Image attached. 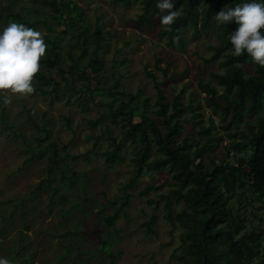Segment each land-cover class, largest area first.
Listing matches in <instances>:
<instances>
[{
  "label": "rangeland",
  "instance_id": "rangeland-1",
  "mask_svg": "<svg viewBox=\"0 0 264 264\" xmlns=\"http://www.w3.org/2000/svg\"><path fill=\"white\" fill-rule=\"evenodd\" d=\"M53 2L54 9L45 5L44 0H0V29L16 21L38 29L44 37L58 38L63 61L60 68L64 73L60 75L55 69H47L41 64L38 72L52 76L58 83L63 79L69 83L68 88L63 83L58 98L42 96L38 92H0V256L9 258L13 264H109L110 255L119 253L116 264H182L178 257L184 252L181 247L183 228L178 223L172 227L165 219L164 202L156 209L154 204L148 203L170 190L164 184L169 181L164 172L141 174L136 186L125 191L130 195L128 204L124 206L125 216H120L110 228H104L101 220L103 215L111 214L110 206L102 215L98 214V207L91 209L88 215L81 209H69L77 204L78 195L90 197L95 194L96 203L109 202L117 195H123V185L134 174L131 164L133 143L124 142L122 161L113 169L105 168L104 158L100 155L110 148V138L122 141V128L113 125L106 113L115 109L119 101L128 99L85 92L82 97L86 103L82 105L77 101L79 97L75 91L84 89L85 82L72 73L98 57L102 61L101 72L94 74V79L100 82L99 87L109 89L118 83L119 90L132 94L142 91L149 98L148 113L153 118L156 91L152 80L145 76V70L163 82L167 100L184 89L182 102L199 105L200 108V117L193 120H202V124L208 126L211 118L215 127L213 136H221L215 142L217 148L204 152L203 161L207 165L217 164L224 157L233 161L234 151L225 154L228 140L220 129V119L206 108V95L198 87L199 72L203 73L206 81L212 82L209 74L220 71L218 63L208 65L203 62L211 57L212 51L208 47L217 43L216 37L201 29L192 37V29L189 28L182 34L186 51L181 53L169 48L165 39H159V31L166 26L161 25L160 15L154 19V27L143 30L138 26L139 4L124 8L111 3V0ZM10 5L21 19L7 17ZM98 25L104 33L103 46L95 51L92 41L87 40V54L80 60V67H75L74 60L67 57L68 44L74 45L72 53L76 58L81 43L72 40L69 34L82 27L91 33ZM156 61H160V68L167 69L165 73L156 70ZM245 68L247 75L252 74L253 66ZM87 73L92 76L91 70L88 69ZM174 73L185 75L174 79ZM97 81H92V88L97 86ZM33 85L35 89L37 83L34 79ZM5 96H11V103L3 102ZM185 117L191 120L188 114ZM66 121H69V126ZM157 122L160 124L159 120ZM42 127L48 128L49 139L41 149L50 141L55 142L60 158H64L68 166L57 160L66 175L74 172L82 177L87 173L86 179L81 178L80 185L62 183L60 170L48 162L52 154L43 155L38 151L35 138L43 135ZM184 131L192 132L193 129L188 124L184 125ZM32 153H35L33 158ZM79 154L87 155L89 162L81 158L72 161L66 157ZM49 169L51 177L48 176ZM49 179L50 187L47 185ZM148 184L164 185L158 192L139 197L138 193ZM53 190L57 194L50 203L49 195ZM60 194L65 198L62 202L58 199ZM245 196L251 198L248 193ZM245 196L235 197L232 207L245 219V229L240 235L253 231L260 234L261 255L252 258V262L261 264L264 260V204L257 201L249 204L244 200ZM182 208L181 203L174 205V213ZM152 215L156 216L157 223L153 226L154 233L148 234L139 226L148 222Z\"/></svg>",
  "mask_w": 264,
  "mask_h": 264
},
{
  "label": "trees",
  "instance_id": "trees-1",
  "mask_svg": "<svg viewBox=\"0 0 264 264\" xmlns=\"http://www.w3.org/2000/svg\"><path fill=\"white\" fill-rule=\"evenodd\" d=\"M44 1L45 5L55 8L53 0ZM242 2L244 0H175L181 15L174 24L166 25L158 34L160 40L165 39L169 48L177 49L181 53L186 51L182 34L189 28L192 29V37L199 34L200 29L216 37L217 43L208 47L212 51L211 57L204 59L203 62L208 65L218 63L220 71L209 74L212 82L206 81L203 73L199 72L198 87L206 95L204 101L206 108L220 119V129L224 131V136L228 140L225 154L228 155L232 150L239 155H235L233 161L224 157L218 160L217 164L207 165L203 161V155L206 150L217 148L218 144L215 142L221 136H213L212 130L215 127L211 118L208 126L203 125L202 120H193L196 116L200 117V114L198 115L200 108L199 105L192 103L185 105L182 102L184 89L171 100H167L162 89L163 82H159L152 72L145 70V76L152 80L156 91L153 118L148 113L149 98L142 91L132 94L123 89L119 90L118 83L109 89L99 87L100 82L94 79V74L101 72L102 61L98 57L90 59L85 67H80V60L87 54L85 44L87 40L92 41L95 51L103 46L104 33L101 25L95 26L91 33L82 27L69 34L72 40L81 43L76 58L72 53L74 45L68 44L67 53V57L76 63L75 67H80V70L72 74H77V77L85 82L84 89L75 91L79 97L77 101H81L82 105L86 103L82 97L85 92L90 94L97 92L113 99H128L119 101L115 109H109L106 113L113 125H120L122 128V141L110 138V148L100 154L104 158L105 168L113 169L116 163L122 161L124 142L134 144L131 159L134 174L123 185L121 191H124V194L117 195L105 203H96L95 194L90 197L78 195L77 204L69 207L70 210L81 209L88 215L91 209L98 207L97 212L102 215L110 206L111 214L103 215L101 219L104 228H110L120 216H125L124 206L128 204L130 198L125 191L136 186L141 174L164 172L169 178L164 184L170 190L148 203L154 204L156 209L157 205L164 202L165 219L172 227L178 223L183 228L181 247L184 252L178 257V261L182 264H258L252 262V258H259L261 255L260 234L253 231L240 235L245 229V219L243 215L235 213L232 200L248 193L251 198L244 197L247 203L257 201L264 204V66L254 62L247 52L240 56L234 55L231 51L230 33L238 27L237 23L233 20L220 24L215 18V14L222 8ZM111 3L124 8L139 4L140 13L136 17V23L143 30L154 27V19L167 11H161L157 7V0H111ZM11 7V5L7 7V17L21 19ZM44 39L47 48L40 64L47 69H55L62 75L64 71L60 66L63 61L60 58L58 38ZM159 62L156 61V70L165 73L167 69L160 68ZM245 66H253L252 74L247 75ZM88 69L91 70L92 76L87 73ZM180 75L185 74L174 73L172 77L175 79ZM34 80L37 87L32 93L38 92L42 96L53 95L58 98L63 90V83L66 88L69 87L65 79L58 83L52 76H46L41 72L35 74ZM92 81H97L94 88ZM47 86L49 88H46ZM187 114L191 120L185 117ZM135 118L139 120L135 121ZM66 122L69 126V121ZM188 124L191 130L193 129L192 132L184 131V125ZM40 131L43 135L35 138L38 151H42L43 155L52 154L48 162L60 170L62 183L80 185L81 178L86 179L87 173H83L82 177L74 172L66 175L57 160L68 166L64 158H60L56 143L50 141L41 149V145L49 139L48 128L42 127ZM34 155L35 153H32L31 158ZM67 156L72 161L81 158L89 162L85 154ZM50 170L49 177L52 176ZM50 183L51 179L47 181L48 187ZM164 184L145 185L138 195L145 197L150 192H158ZM56 194L57 191L53 190L49 195L50 203ZM102 195L105 199V195ZM58 199L62 202L65 199L64 195L60 194ZM180 203L183 208L174 213V205ZM156 223V216L152 215L148 222L142 223L139 227L145 228L148 234H153V226ZM118 256L119 253L110 255L109 264H116ZM263 262L264 260L261 264Z\"/></svg>",
  "mask_w": 264,
  "mask_h": 264
},
{
  "label": "clouds",
  "instance_id": "clouds-1",
  "mask_svg": "<svg viewBox=\"0 0 264 264\" xmlns=\"http://www.w3.org/2000/svg\"><path fill=\"white\" fill-rule=\"evenodd\" d=\"M161 25H172L181 15L175 0H157ZM218 23L235 20L238 27L230 33L231 51L240 56L250 54L257 64L264 66V0H244L235 6H226L215 14ZM47 44L36 28L12 21L0 29V92L28 94L34 91L33 79L40 70V60ZM5 104L11 96L3 97ZM0 264H13L0 256Z\"/></svg>",
  "mask_w": 264,
  "mask_h": 264
}]
</instances>
